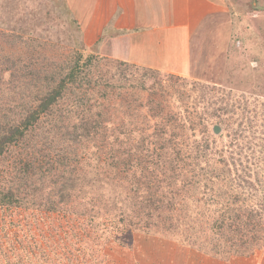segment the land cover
Masks as SVG:
<instances>
[{"label":"trees","instance_id":"obj_1","mask_svg":"<svg viewBox=\"0 0 264 264\" xmlns=\"http://www.w3.org/2000/svg\"><path fill=\"white\" fill-rule=\"evenodd\" d=\"M12 56H3L0 67V77L7 76L0 78V209L87 216L79 223L85 235L101 230L96 211L103 210L104 217L117 216L109 232L121 246L134 230L161 227L183 233L189 246L211 257L228 260L263 250L264 160L255 154L258 144L234 139L229 146L236 156L227 155L212 134L207 138L203 118L196 127L189 107L164 113L157 99L172 81L191 92L198 85L93 53H76L62 71H47L50 65L36 66L33 58L18 65ZM127 84L145 98L125 97ZM204 89L199 96L209 105L210 89ZM203 114L209 115L205 109ZM87 139L95 152L77 157L72 147L82 151ZM260 150L264 154V143ZM51 157L54 165L60 160L54 177L40 165ZM160 162L168 169L164 178L156 173Z\"/></svg>","mask_w":264,"mask_h":264},{"label":"rangeland","instance_id":"obj_2","mask_svg":"<svg viewBox=\"0 0 264 264\" xmlns=\"http://www.w3.org/2000/svg\"><path fill=\"white\" fill-rule=\"evenodd\" d=\"M67 9L63 0H0V67L5 66L3 56L12 54V59L20 62L18 65L33 58L36 66L50 65L47 71H62L72 63L76 53L98 54L94 48L87 47L88 41L80 38L77 22L74 23ZM192 37L189 74L170 75L194 82L198 85L196 92L184 89L182 82L172 81L175 83L168 91L158 92L164 113L168 109L178 112L189 107L191 115L195 113L192 124L200 127L203 118L209 133L206 136L209 140L212 135L215 137L218 150L223 148L229 151L227 155L236 156L235 147L229 144L234 139L249 140L258 144L255 154L264 160L260 152L264 143V0H224V9L207 20ZM2 77L7 79L6 75ZM204 87L210 89L209 105L199 96L206 90ZM124 91L125 97L131 94L129 99L133 94L143 98L146 95L138 89L132 90L128 84ZM203 109L211 116L204 115ZM141 119L140 114L135 122L140 123ZM151 126L152 122L144 129L149 132ZM187 141L192 143L193 138ZM94 146L87 139L82 141V151L72 149L75 155L80 154L77 157H90L95 152ZM62 151L66 155L70 152L67 145ZM246 151L244 156L249 155ZM59 161L54 165L51 157L42 159L40 165L47 175L54 177ZM158 168L162 170L156 172L158 178L168 175L165 164L160 162ZM168 185L163 183L165 187ZM96 213L97 219L101 218L96 220L101 223V230L86 236L79 223L81 220L86 223L87 216L83 219L32 208L0 209V264H176L184 253L188 254L184 264H205V257L213 259L214 264L227 260L222 255L208 256L189 246L181 236L183 233L165 232L161 227L146 233L134 230L132 240H124L121 246L112 240L109 232L117 216L104 217L103 210ZM200 230L195 233L199 241L204 238ZM263 252L264 248L241 257L252 259L256 253L263 258Z\"/></svg>","mask_w":264,"mask_h":264},{"label":"crops","instance_id":"obj_3","mask_svg":"<svg viewBox=\"0 0 264 264\" xmlns=\"http://www.w3.org/2000/svg\"><path fill=\"white\" fill-rule=\"evenodd\" d=\"M63 1L88 48L121 62L181 77L190 72L192 35L224 9V0ZM187 256L182 254L176 264L186 263ZM251 257L215 264H264V255ZM205 259V264H214L213 259Z\"/></svg>","mask_w":264,"mask_h":264}]
</instances>
